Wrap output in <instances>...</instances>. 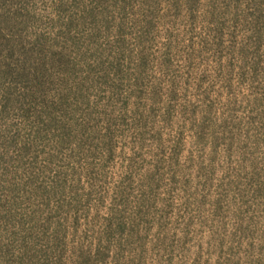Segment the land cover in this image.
<instances>
[{
  "label": "rangeland",
  "instance_id": "obj_1",
  "mask_svg": "<svg viewBox=\"0 0 264 264\" xmlns=\"http://www.w3.org/2000/svg\"><path fill=\"white\" fill-rule=\"evenodd\" d=\"M0 264H264V0H0Z\"/></svg>",
  "mask_w": 264,
  "mask_h": 264
}]
</instances>
